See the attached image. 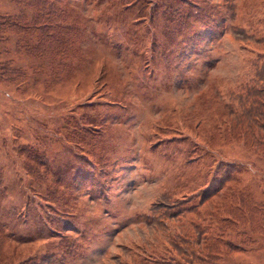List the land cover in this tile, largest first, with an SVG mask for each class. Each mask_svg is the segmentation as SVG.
<instances>
[{
    "label": "rangeland",
    "instance_id": "374dc122",
    "mask_svg": "<svg viewBox=\"0 0 264 264\" xmlns=\"http://www.w3.org/2000/svg\"><path fill=\"white\" fill-rule=\"evenodd\" d=\"M27 1L0 0V264H264V0L181 33L120 0ZM20 12L46 39L4 24Z\"/></svg>",
    "mask_w": 264,
    "mask_h": 264
},
{
    "label": "trees",
    "instance_id": "16d2710c",
    "mask_svg": "<svg viewBox=\"0 0 264 264\" xmlns=\"http://www.w3.org/2000/svg\"><path fill=\"white\" fill-rule=\"evenodd\" d=\"M18 1L29 2L27 0H18ZM43 1H46V0H42V2ZM120 1L124 4L126 8L131 6V10L136 9L135 17H134L135 20H139V19L142 20L145 16H147L149 19V22L151 23L152 18L154 17V14L156 12L157 13L159 12V15L163 18V20L167 24L171 25L170 28L167 27L163 30L165 33H168V30L174 33L184 32L185 29H187V27H191V25L192 26L194 25V21H201V22L206 21L207 23H211V24L215 23L216 25L220 26L221 24H224L226 20L225 15L224 14L221 15L220 12L223 9L231 12L232 7L234 5L233 0H120ZM42 15H43L42 12L35 14L31 22L30 21L26 22V14L24 12H20L16 16L9 17L8 19H6L4 24L6 23V26H9V28H13V30L18 29L19 32L23 31V32L32 33L33 30L37 29V32H38L37 39L40 38L42 41L44 38L46 39L45 35L46 34L48 35V33H46L48 31L47 27L49 26L51 29L52 22H53V21H49V22L46 21L44 18H42ZM232 15L233 14H230L229 16H232ZM22 22H25L23 23L25 26L24 28L19 27L20 24L22 25ZM22 29H26V30H22ZM245 36H246L245 39L250 40V38L247 37L248 35H245ZM253 42L255 45L258 46L256 50L258 53L254 57V60L251 61V65L253 66L254 70L257 68L259 70L262 69V75H260L259 72L255 70L254 78L259 77V81L264 82V38L256 37L253 40ZM13 71H15L16 74L21 73L20 70L18 69H15ZM256 91L261 94V97L263 98L262 101L264 102V87L263 86L259 87L257 88ZM253 103L256 104L258 103V101H254ZM255 120H258V117L256 115L252 117L251 115L250 126L252 127L255 126V123H256ZM262 128L264 130V125L262 126ZM228 210L230 211V212L228 211L229 215L230 214L234 215L232 213L233 210L231 208H228ZM252 211L255 212V214L258 217L262 218L260 214L264 213V207L262 204L257 205V207H255L254 210L252 209ZM262 215L264 217V214ZM221 232H224V231L221 230ZM221 236L222 235H214V237H211V238L200 239V244L199 242L196 243L198 245V248H196L195 250L191 249V252H189V255H191V259L187 260V263H192L193 255L195 254L196 250L200 256L204 257V259L210 258V254L212 255L216 253V247L214 246V244L216 246L218 245V242L221 240ZM209 241L210 243L211 242L212 243L210 244ZM184 244H187L186 240ZM227 245L229 244L226 241V246ZM175 249L178 250V252L180 251L179 247ZM185 251H188V249H185ZM185 251L181 250V252H185ZM160 261H161L160 264H178L174 258L171 260L170 259L164 260V258L161 257ZM195 264H198V263H195Z\"/></svg>",
    "mask_w": 264,
    "mask_h": 264
}]
</instances>
